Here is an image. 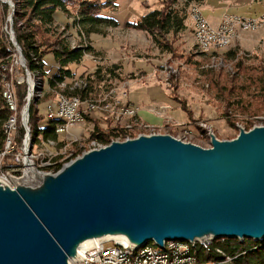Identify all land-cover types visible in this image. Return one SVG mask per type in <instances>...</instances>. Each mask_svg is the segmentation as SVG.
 Listing matches in <instances>:
<instances>
[{"label":"water","instance_id":"95a60500","mask_svg":"<svg viewBox=\"0 0 264 264\" xmlns=\"http://www.w3.org/2000/svg\"><path fill=\"white\" fill-rule=\"evenodd\" d=\"M210 137L207 148L169 134L112 141L42 190L0 188V264H68L80 239L104 232H126L136 245L264 239V126Z\"/></svg>","mask_w":264,"mask_h":264},{"label":"rangeland","instance_id":"374dc122","mask_svg":"<svg viewBox=\"0 0 264 264\" xmlns=\"http://www.w3.org/2000/svg\"><path fill=\"white\" fill-rule=\"evenodd\" d=\"M9 1L11 5L6 3L9 8L8 13H4L0 7V31H3L6 39L10 42L5 28L8 31L11 29V37L14 40L12 28L14 3L12 0ZM76 1L74 5L67 6V13L63 12L69 19L68 23L59 25L54 21L56 31L53 37L64 39L72 48L83 47L86 51L82 58L84 64L79 69L76 68V74L70 80L67 79L65 84H71L72 89L76 87L79 90L77 93L83 101H102L105 99V96L102 95L110 94L107 92H111V90H114L116 97H119L124 91L129 93L128 83L130 81L156 86L161 89L165 98L169 99L172 109L170 111L162 110V119L166 124L138 121L139 124H134L131 128H128L125 116L121 120L113 122L109 113H102L101 116L98 112H93L83 125L72 129L75 133L70 137L77 140H71L68 144L63 142L58 146L45 142L37 148L33 139L38 136L41 139L42 135L33 138L30 135L35 146L26 152L27 155L22 153L20 157L31 158L30 154H36L37 149H44L53 154V163L59 164L60 168L61 165L68 163L83 151L106 145L99 141L101 146L91 143L95 138H90L95 124L104 130L114 129L117 126L120 128V132H126L127 138L148 133L169 134L204 148L210 146L211 134L218 140H230L235 138L240 130L264 126L263 23L255 30L237 28L233 41L226 49L205 53L197 48L195 38L194 44L191 45L186 37L184 39L176 33H169L159 36L162 43L158 44L146 31L127 25V22L138 21L143 14L153 8L161 7V3L166 0H122L120 6L116 5V2L120 0H116L114 5L103 7L100 15L114 19L117 25H114L112 21H101L97 25L98 30L96 31L98 32L89 34H86L84 30L81 31L79 25L75 24L74 18L78 15L81 0ZM167 1L171 3V9L179 11L181 15H185V20L188 19L191 22V32L194 36L193 23L189 19L188 13L191 8L189 5L197 3L191 1L186 4V0ZM263 17L259 16L258 21H261ZM90 27L86 24L84 29ZM186 34L190 35L188 32ZM243 35H247V38L254 35L257 38L253 43L251 39L244 40ZM16 45L19 47L17 43ZM229 51H233L234 56H230ZM22 59L25 62L24 56ZM11 63H15V57H10L8 64ZM26 73L28 77L24 76L25 81L28 78L33 83L35 82L37 87H40L38 91L34 87V98H31L29 104L31 101L37 104L38 113L43 116L38 126L43 127L47 123L43 110L45 102L58 100L61 95H69L64 93L68 90L64 89L62 92L65 87L64 83L58 84L61 90H49L44 78L41 79L38 76L34 78L29 71ZM76 83L79 86H75ZM81 83H86V86L80 89ZM23 88V86L19 87L18 90L22 91ZM129 101L131 100L129 99ZM23 105H20V110ZM150 107L152 106L148 108ZM187 114L191 119V123L184 125L187 127H181L176 122H169V115H172L174 121H179L185 119ZM116 130V128L113 130L112 136L118 135ZM65 135V133L55 135V138L65 141ZM121 139L123 140V135L120 133L112 140ZM31 160L34 161L35 167L39 171L54 173L55 169L43 165L44 159H40L39 156L33 157ZM45 163H52V156H45ZM0 166V171H2V164ZM3 171L10 182L13 177H16L9 167ZM214 239H211L210 243Z\"/></svg>","mask_w":264,"mask_h":264},{"label":"trees","instance_id":"16d2710c","mask_svg":"<svg viewBox=\"0 0 264 264\" xmlns=\"http://www.w3.org/2000/svg\"><path fill=\"white\" fill-rule=\"evenodd\" d=\"M14 3L13 12V33L14 40L21 49L22 56L25 59V65L29 73L33 76L43 78V57L47 53H52L59 67L57 71L48 78L49 88L61 90L58 84L65 82L72 77V72L66 68L69 63H78L82 60L85 54V48H72L64 39L53 37L56 31L54 24L53 13L55 10L68 12L67 6L74 5L76 0H12ZM196 0H186L188 2ZM116 0H81L79 2L78 15L75 16V24L79 25L81 31L86 34L98 32L97 25L101 21H112L114 25L116 21L108 17H102L100 11L103 7L114 5ZM169 1H163L161 7L153 8L143 14L136 22H127L128 26L146 31L158 43L159 36H164L170 32L176 33L184 28L183 21L185 15H181L179 11L171 9ZM4 13H8V6L5 2L0 1ZM88 24L90 28L84 29ZM93 26V27H92ZM87 50V49H86ZM12 53L11 43L6 39L3 31H0V83L2 69L8 64ZM230 56H234L233 51H229ZM86 86V85H85ZM84 88V87H81ZM80 88V89H81ZM68 90V91H65ZM76 88L71 86L63 87L62 92L69 94L68 96H79ZM79 91V90H78ZM24 91L17 90L19 108L24 104ZM9 111L5 105L4 98L1 94L0 84V152L2 151L4 142V124L8 120ZM43 119L39 115L37 104L31 101L29 104L28 127L30 135L37 137L43 134V137H55L53 127L50 124H56L57 121H49L44 127H39V121ZM114 129H102L98 124H95L90 138H94L97 142L107 144L113 138ZM77 145L76 143L74 144ZM60 166V165H59ZM194 255L197 258V264H264V240H253L244 238H215L211 243L204 246L197 244L194 248Z\"/></svg>","mask_w":264,"mask_h":264},{"label":"built area","instance_id":"2783aa9c","mask_svg":"<svg viewBox=\"0 0 264 264\" xmlns=\"http://www.w3.org/2000/svg\"><path fill=\"white\" fill-rule=\"evenodd\" d=\"M189 6H191V13H188V17L190 20L198 21V28L202 29L201 35H204V47L211 49V51H223L226 49V47H223L225 31H227V29H234V27H226V18H236L241 22L252 21V25H258L259 16L252 18L231 14L223 15L217 25H212L203 14L197 13V4ZM260 16H264V12ZM5 29V32L10 37L9 43H11L12 47H15V63H11L7 69H2L3 82H10V93L3 95L5 105L9 111V127L6 130L7 143H5L4 147H2L3 168L2 171H0V180H3L10 186H13V179H19L23 176L26 167L25 160H28L26 157L25 159L24 157H20V154L25 152L23 151V141H25V133L28 127L29 114L25 109V105L22 107L24 110L22 109L19 112L17 90L19 87L23 86V91L25 94L24 100L29 102L27 97V86L30 83L28 78H26L25 81L24 76H28L26 73L25 62L22 59L21 50L11 37V29L9 31L7 28ZM126 92H124L123 95H119V97H116V95L113 93L104 94L102 96H105V103H111V119L113 122L114 115H123L126 117V122H128L129 127H131V122L142 120L138 115L140 107L129 101L128 93ZM171 109V105L162 104L150 107L149 111L162 118V110L170 111ZM43 110L48 124L50 116H59L58 124H52L53 133L56 136L62 133H65L67 136L68 131L79 127L81 124H84V121L87 119V117L91 116V113L93 112H98L102 116V113L99 112L98 109L90 110V107H86V105L83 104V101L76 100L69 102H60L58 100L45 102ZM169 122H176L171 115H169ZM160 124H166V122H162ZM176 124H179L181 127H187L184 126V124L177 122ZM115 128L117 129L116 131L120 132L119 127L116 126ZM120 133L123 135V141L128 140L126 132ZM68 138L71 137H66L64 139L65 141H59L54 136L49 137L52 142H55L56 146L63 142H67ZM34 155H39L40 159H44L43 165H48L55 169L52 175L58 173L62 169L59 168V164L53 163V154L50 152H46L44 149H37V152ZM45 156H52V163H45ZM6 167L11 168L13 175L16 176L12 178V183L4 174L3 169ZM208 238L209 237L205 238L204 240L194 239L193 241L196 242V248L197 241H204V244H209ZM130 244V242H125L124 239L116 237H105L94 240L81 246L79 250L77 249L75 257L69 259L68 264H188L186 262H177V255L183 253V246L181 244L179 245L175 241H170L169 245H167L165 249L159 250L161 263H154L150 260H146L147 248L140 256L134 255V261H127L126 255L129 254ZM195 263H198L196 256Z\"/></svg>","mask_w":264,"mask_h":264},{"label":"bare ground","instance_id":"6f19581e","mask_svg":"<svg viewBox=\"0 0 264 264\" xmlns=\"http://www.w3.org/2000/svg\"><path fill=\"white\" fill-rule=\"evenodd\" d=\"M189 13H191V8L189 9ZM197 13L202 14V12L199 8H197ZM192 23H193V32H194V38H195L197 48H199L201 52H205V53L218 51V50H212L211 51V49L204 47V35H201L202 29L198 28V21L192 20ZM261 23L264 24V17H263V19H261V21H258L257 26L252 25V21L241 22L239 19H236V18H226V27H234V29H227V31H225V38L223 40V47L227 48L228 45L233 41V39L236 35L235 33H236L237 28L242 29V30H255L256 27H258ZM9 57H15V47H12V53ZM9 65H11V64L5 65L4 69H7ZM26 71H28L27 68H26ZM34 78H35V76H34ZM29 83L30 84L28 85L29 87H28V96L27 97H28V100L30 101L32 97L34 98V96H33L34 87L37 88V91L40 90V87H37L35 82L33 83L30 80H29ZM0 84H1L2 96L6 95L7 93H10V83L3 82V73L1 76V83ZM85 85H86V83H83L81 85V87H85ZM75 86H79V84H77ZM107 93H110V94L113 93L114 94V90H111V92L109 91ZM121 95H123V94H121ZM3 98H4V96H3ZM100 99H102V98H100ZM74 100L81 101L77 96H68V95H61L60 98L58 99V101H60V102H69V101H74ZM27 103H29V102H26L24 100L25 109L27 112H29V110L27 109V105H26ZM83 104L86 105V107H90V110H97L98 109L99 112L109 113V115L111 116V107H110L111 103H105V99L102 101H94V100L83 101ZM22 109L24 110V108H22ZM21 110L19 109V112ZM121 118H123V115H114V121H118L119 119L121 120ZM49 121H52V122L57 121L56 124H58L59 116H50ZM134 124H139V123H138V121H134L131 123V126H134ZM8 127H9V119L4 124L3 147H4L5 143H7V131L6 130ZM128 128H131V127H128ZM152 134H161V133L138 134L136 137H138L140 135H152ZM133 138H135V137H133ZM133 138L128 137L127 139H133ZM174 138H176V137H174ZM176 139H179V138H176ZM179 140H181V139H179ZM112 141H121L122 142L123 140L122 139L121 140H111L109 143H111ZM181 141H183V140H181ZM183 142H185V141H183ZM47 143H49L50 145H53V146L55 145L54 141L52 142V140H49ZM91 143L92 144L95 143L96 145H100L96 139H93L91 141ZM109 143H107L106 145H108ZM106 145H104L102 147H105ZM34 146L35 145L32 143L31 137H30V129H29V127H27V130L25 133V141H23V151H25L24 154L27 155L26 152L29 151V149L32 150ZM210 146H211V144H210ZM102 147H99V148H102ZM99 148H94V149H99ZM90 150H93V149H90ZM90 150H87V151H90ZM87 151H83L81 154H83ZM38 156L39 155H34V153L30 154L31 158H28V160H25V162H26L25 166L26 167H25L23 176L19 179H13V181H12L14 184L13 186H10L5 181L0 180V188L4 189V190L8 189V190L14 191V192L18 191V190H22L23 192H26V193H28V192L33 193V192H36L40 189L42 190L44 185L49 181L50 178H52L51 177L52 174L44 172V171H39L38 169L35 168L34 161L31 159H33V157H38ZM79 156H81V155H78L75 158H77ZM72 160H70L68 163H70ZM68 163L61 165L60 168H63ZM1 164L3 165V152L2 151L0 152V165ZM0 168H1V166H0ZM105 237L122 238L125 240V242L127 241V242L131 243L130 247H129V254L126 255L127 261H134V255L140 256L141 254H143V251H145L147 248L146 260H150L151 262H154V263H161V256L159 255V250L165 249V247L167 245H169L170 241H175L179 245L181 244L183 246V253L177 255V262H186L188 264H197V263H195V255H194V248L196 246V242L193 240H167V241L165 240L163 242L162 246H159L154 241H149L151 243L147 242V243L142 244V245H136V244H133V243H135L134 240L129 239L126 232L124 233L121 231L104 232V233L94 234L92 236L83 237L82 239H80L75 244V246L73 248V252H75V250H76V253H77V249L79 250V248L81 246H83V245H85L91 241L98 240V239L105 238ZM207 237H209L208 239H209V243H210L211 239H213L212 236H210V235H208V236H201L200 235V236H196L195 238L199 239V240H204ZM197 244H201L204 246L208 245V244H204V241H197ZM75 255H74V257H75ZM68 262H69V260H68ZM175 264H182V263H175Z\"/></svg>","mask_w":264,"mask_h":264},{"label":"crops","instance_id":"0c3cea01","mask_svg":"<svg viewBox=\"0 0 264 264\" xmlns=\"http://www.w3.org/2000/svg\"><path fill=\"white\" fill-rule=\"evenodd\" d=\"M121 1L122 0L117 1L116 5L120 6L122 4ZM195 3H197V6H199L203 15L207 18V20L212 25H217L221 17L225 14L239 15V16L253 18V17L260 16L264 12V0H196ZM113 18L117 19V17L115 16H113ZM53 19L55 23L59 25L69 22V19L65 16V14L58 9L55 10V12L53 13ZM183 25H184V28L177 31L176 34L179 35L181 38L184 37V39L186 37L189 43L193 45L194 36L192 35V32H191V22H189V20L187 19L185 20V22H183ZM186 32H188L190 35L186 34ZM170 33L172 34V32ZM250 37L251 38H247V35H243L244 40L251 39V41H253L254 43L257 36L252 35ZM42 60L44 63L43 72L45 73V76L43 78L47 82V79L50 78L57 71L59 65L55 61L54 56L52 54L44 55ZM83 64H84V61L82 59L78 63H69L66 68H69L71 70L73 74L72 77H73L76 74V68L79 69L80 67H82ZM65 82L63 83L65 84ZM128 85H129V91H128L129 99L131 100L133 104L140 107V110L138 112L139 118L142 121L150 123V124L162 123L163 119L160 116H157L153 114L152 112H150L148 108L149 106L162 105V104H167V103L169 104V99L165 98L161 89L156 86H149L146 84L142 85V84L131 82V81L128 83ZM65 86H71V84L70 85L65 84ZM48 88H49V85H48ZM49 90H51V88H49ZM176 122L187 125L191 123V119L188 117V114H187V117L185 119H181L179 121L177 120ZM74 133L75 132L73 130L68 131L67 136L65 135L64 139L66 137H70L74 135ZM41 135H42L41 139L39 138V136L33 139L34 144L37 145V147H41L42 143H45L51 140L49 139V137L45 138L43 137V134ZM72 138L73 137L68 138V141L65 142V144L70 143L71 140H77V139H72ZM54 146H56V144Z\"/></svg>","mask_w":264,"mask_h":264}]
</instances>
